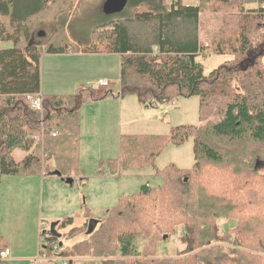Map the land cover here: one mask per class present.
<instances>
[{"label":"trees","instance_id":"16d2710c","mask_svg":"<svg viewBox=\"0 0 264 264\" xmlns=\"http://www.w3.org/2000/svg\"><path fill=\"white\" fill-rule=\"evenodd\" d=\"M208 1L221 6L230 2L201 0L199 5L190 6L182 0H137L132 16L119 20L106 17L101 27L109 30L93 38L90 46L72 50L73 54L118 55L121 98L135 95L143 106L153 108L179 97H198L203 124L172 127L168 136L122 135L119 160L112 163L114 172L118 167L141 171L152 166L167 145L180 146L191 137L195 141V163L190 169L170 164L158 170L156 176L164 179L163 185H146L137 194L120 198L116 207L98 220L96 231L90 235L96 237L106 231L100 240H80L65 248L64 256L88 259L87 264H130L132 260L134 264H224L225 258L216 256L222 247L202 248L213 242H230L244 249L233 251V247L232 252L258 247V255L254 256L257 260L252 261L264 264V236L258 244L250 238L252 244L242 245L245 231L237 232V238L234 232L241 227L240 222L236 228L222 232L215 223V219L234 212L238 204L234 194L235 199L249 195L250 173H256L257 160H264V154L257 153V146L264 144V67L260 62L264 58V34L260 23H255L264 20V10L243 14L250 0H239L235 13L226 15L229 21L212 34L210 41L217 55L230 52L237 58L231 66L206 75L198 56L205 48L201 15ZM64 2L0 0V186L3 176L57 175L71 180L79 171L85 94L45 95L41 82L43 52L68 54L71 46L60 30L55 33L59 36L48 42H36V35H41L37 23L54 20L49 12L54 6L62 9ZM4 43H11V47H3ZM234 82L240 86H234ZM29 94L42 95L41 111L30 106L26 99ZM89 95L96 96V90ZM223 142L225 146L221 147ZM17 150L27 153L20 162L14 158ZM260 183L257 180V193L264 199ZM59 223L66 227L73 220ZM177 227L184 232V259H142L138 239L156 248L160 241L174 235ZM263 233L259 230L257 235ZM226 234L231 235L223 239ZM47 239L45 250L51 254L56 238ZM106 239L116 244L113 255L117 260H103L108 253L102 246Z\"/></svg>","mask_w":264,"mask_h":264},{"label":"rangeland","instance_id":"374dc122","mask_svg":"<svg viewBox=\"0 0 264 264\" xmlns=\"http://www.w3.org/2000/svg\"><path fill=\"white\" fill-rule=\"evenodd\" d=\"M182 2L192 6L199 5L201 0H182ZM137 3V0H65L62 9L54 6L52 12H49L55 16L54 20L37 23V33L42 34L36 35V42L46 43L55 36H59L55 33L60 30L62 38L64 36L71 46L70 54L65 56L48 55L43 52L41 60L43 94L69 95L80 92L85 94L81 111L79 171L71 177L72 182L57 175L2 177L0 236L13 249V252L9 260L0 264H64V259L74 262L73 264H87L88 259L74 258L73 260L64 256V250L81 239L95 241L94 243L100 240L106 231H101L96 237H90L91 234H87L91 220H102L104 213L116 207L120 198L137 194L143 186L158 188L163 185L164 179L156 176L158 170L170 164H175L182 169L193 167L195 141L191 137L180 146L167 145L152 166L141 171L118 167L114 172L112 163L114 161L117 163L119 160L121 135L166 136L170 134L174 126L200 127L203 124L200 100L196 96L179 97L170 104L159 105L156 110L143 106L135 95L121 98L119 96L120 64L117 55H74L72 52V50L82 49L83 46H90L93 38L95 40L100 34L109 30L101 27L106 24V17H114L113 20L130 17L135 12L134 6ZM238 4L239 0H230L226 6L205 2L201 15L205 23L201 30V41L205 48L198 56V61L203 64L206 75L215 69L231 66L237 58L230 52H228L230 55H217L210 41L212 34L227 24L229 20L225 18L226 15L235 13ZM103 6H108L111 11L108 13L104 10L107 16L103 15ZM120 6L122 7L117 11ZM259 8L264 10V0H250L245 3L243 14L253 15L255 14L253 11ZM256 22L260 23L261 32L264 34V20L257 19ZM3 47H11V43H4ZM250 60L254 63L253 58ZM260 62L264 67V58ZM245 63L243 66H246ZM100 80L108 81L109 86L99 88L98 91L103 90L104 94L90 97L89 93L95 90L93 87ZM234 84V86H240L237 82ZM105 94L106 98L102 99ZM220 145L225 146V143ZM254 148L256 149L255 146ZM257 148L258 154L261 155L260 152L264 154V144ZM26 155L27 153L21 150L14 152V158L18 162L22 161ZM255 168L256 173H250L253 177H251L252 183L247 199L243 195L235 199L234 194V201L238 202L234 212L228 217L215 219L221 232L230 227H232L231 230L233 227L236 228L240 222L241 227L234 231L235 237L240 230V234L245 231L242 236V245L246 246L252 244L251 239L258 244L261 236H264V233L257 235L259 230H264V199L260 192L257 193L260 187H256L258 180L260 184L263 183L261 189L264 192V160H257ZM246 177L248 176L245 175ZM68 218L73 220L72 225L63 227L58 223L54 227L55 230H52L53 223L63 222ZM182 230L183 228L177 227L176 233L160 241L156 248L152 247V244L148 245L145 239H138L136 244L142 259L171 262L184 259L186 254L183 252L185 244ZM247 231L250 232L247 234ZM228 235L231 234L221 237L227 239ZM52 236L56 238V241L53 245L55 250L53 249L50 254L45 247L48 245L47 238ZM224 243L213 242L202 249L222 247V252L216 256H223L224 264H248V261L249 264H255L252 260H257L254 256L258 255V247L251 246L248 252H232L233 247V251L244 249L230 242ZM102 246L108 249V253L102 256L103 260H117L118 257L113 255L116 244L111 239L110 242L106 239ZM201 251L200 249L199 252ZM211 253L212 256L216 254L214 250ZM130 264H134L133 260Z\"/></svg>","mask_w":264,"mask_h":264},{"label":"built area","instance_id":"2783aa9c","mask_svg":"<svg viewBox=\"0 0 264 264\" xmlns=\"http://www.w3.org/2000/svg\"><path fill=\"white\" fill-rule=\"evenodd\" d=\"M109 86V82L105 81V80H100L93 88L99 89V88H106ZM27 101L29 102L30 106L37 110V111H41L43 109V97L41 94H29L26 96ZM54 137L56 136V134H52ZM36 141H40V138H36ZM10 256V250L8 248H3L0 249V262H3L5 260H7ZM70 264V261H66L64 259V264Z\"/></svg>","mask_w":264,"mask_h":264},{"label":"crops","instance_id":"0c3cea01","mask_svg":"<svg viewBox=\"0 0 264 264\" xmlns=\"http://www.w3.org/2000/svg\"><path fill=\"white\" fill-rule=\"evenodd\" d=\"M104 8H105V6H103L102 7V9H103V15H106L105 13H104ZM107 16V15H106ZM42 34V33H41ZM70 54V53H69ZM65 55H67V54H64V55H62V56H65ZM75 55V54H74ZM79 55H81V54H79ZM84 55V54H83ZM94 55V54H93ZM99 55H102V54H99ZM118 56V55H117ZM119 57V56H118ZM119 64H120V57H119ZM99 89H96V92H97V95H101V94H104V91L102 90V91H98ZM96 95V96H97ZM106 98V97H105ZM104 99V98H103ZM97 102V101H96ZM83 108V107H82ZM159 108V105L157 106V107H153V108H151V109H158ZM174 127H176V126H174ZM122 136V135H121ZM166 136H168V135H166ZM82 240V239H81ZM8 248L9 250H10V256H9V258L7 259V260H9L10 259V257L12 256V252H13V249L11 248V247H9L3 240H2V238H1V241H0V249H3V248ZM13 258V257H12ZM11 258V259H12Z\"/></svg>","mask_w":264,"mask_h":264},{"label":"water","instance_id":"95a60500","mask_svg":"<svg viewBox=\"0 0 264 264\" xmlns=\"http://www.w3.org/2000/svg\"><path fill=\"white\" fill-rule=\"evenodd\" d=\"M121 7H122V6H120V7L117 9V11H119ZM104 10H105V12H108V13L111 12L108 6H107V7L105 6ZM67 181H68V182H72L71 180H67ZM58 223H59V222H57V223H53V224H52V230H55L54 227H55ZM98 223H99L98 220H91V221L89 222V229H88L87 234H92V233L95 231L96 227L98 226Z\"/></svg>","mask_w":264,"mask_h":264}]
</instances>
